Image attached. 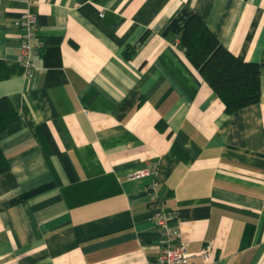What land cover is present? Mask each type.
Instances as JSON below:
<instances>
[{"label":"crops","instance_id":"obj_1","mask_svg":"<svg viewBox=\"0 0 264 264\" xmlns=\"http://www.w3.org/2000/svg\"><path fill=\"white\" fill-rule=\"evenodd\" d=\"M195 12L258 63L257 102L226 112L178 47ZM1 95L18 116L0 129V264H156L151 199L194 264H264V0H1Z\"/></svg>","mask_w":264,"mask_h":264},{"label":"trees","instance_id":"obj_2","mask_svg":"<svg viewBox=\"0 0 264 264\" xmlns=\"http://www.w3.org/2000/svg\"><path fill=\"white\" fill-rule=\"evenodd\" d=\"M149 30L139 37L141 42ZM178 47L224 103L228 113L257 102L260 98V67L244 60L225 47L204 19L193 13L184 23ZM18 113L7 95L0 96V129L17 118ZM10 166L0 146V173Z\"/></svg>","mask_w":264,"mask_h":264},{"label":"built area","instance_id":"obj_3","mask_svg":"<svg viewBox=\"0 0 264 264\" xmlns=\"http://www.w3.org/2000/svg\"><path fill=\"white\" fill-rule=\"evenodd\" d=\"M24 1L27 4H31L36 0ZM14 24L20 29V44L16 60L23 65L26 75L31 77L36 71L33 57L38 53L41 45V43L34 41L37 36L36 14L30 9H26L15 19ZM156 172V164L149 163L135 169L129 176H143L156 174ZM149 204L153 208V218L159 229L156 264H194L190 258L194 253L187 249V243L182 231L170 224L173 212L164 206L161 199H151ZM195 253L201 255L205 261L208 260V247Z\"/></svg>","mask_w":264,"mask_h":264}]
</instances>
